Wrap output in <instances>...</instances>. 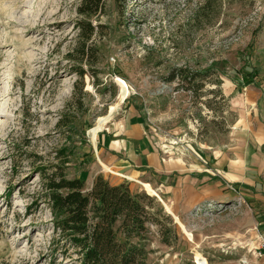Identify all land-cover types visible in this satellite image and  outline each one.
Returning <instances> with one entry per match:
<instances>
[{
    "label": "rangeland",
    "instance_id": "374dc122",
    "mask_svg": "<svg viewBox=\"0 0 264 264\" xmlns=\"http://www.w3.org/2000/svg\"><path fill=\"white\" fill-rule=\"evenodd\" d=\"M202 1L105 0L81 80L80 0H0V264H80L54 233L48 166L85 192L101 176L155 198L173 223L135 241L148 264H264V0H213L207 16ZM178 68L204 75L178 87Z\"/></svg>",
    "mask_w": 264,
    "mask_h": 264
},
{
    "label": "trees",
    "instance_id": "16d2710c",
    "mask_svg": "<svg viewBox=\"0 0 264 264\" xmlns=\"http://www.w3.org/2000/svg\"><path fill=\"white\" fill-rule=\"evenodd\" d=\"M104 10L105 0H80L77 7L78 40L69 57L78 64L74 71L81 80L89 74L81 65L95 64L90 41L98 30L92 19ZM199 13H213V0H203ZM197 73L178 68L167 82L178 79V87H184L204 75ZM221 83L219 80L217 85ZM36 173L43 180L54 233L78 254L80 264H148L146 250L135 241L141 240L150 226L158 227L164 236L173 223L155 198L146 193L134 194L126 184L111 185L99 176L85 192L84 179H69L57 166L42 167Z\"/></svg>",
    "mask_w": 264,
    "mask_h": 264
},
{
    "label": "bare ground",
    "instance_id": "6f19581e",
    "mask_svg": "<svg viewBox=\"0 0 264 264\" xmlns=\"http://www.w3.org/2000/svg\"><path fill=\"white\" fill-rule=\"evenodd\" d=\"M21 5H22V2H17L15 6L18 7V8H20ZM11 19H12V18H11ZM11 24H16V23H11ZM114 111H115V108L113 107V108L111 109L110 117H109L108 119H102V120L100 121V123L98 124V126H96L95 128H93V129L91 130L90 135H91V137H92V139H93L94 142H95V140H96V137H97L98 133L101 132V131L105 128L106 123H107L108 120L111 118L112 113H113ZM106 169L109 170L111 173H114V174L120 175L119 173L113 171L112 169H110V168L107 167V166H106ZM142 186H143V187L145 188V190H146L147 192H149L150 194L156 195V191H155V189L151 186L150 183H146V182H144V183H142ZM167 210H169V212L171 213L170 208H169L168 206H167ZM172 214H173V213H172ZM174 217H175V216H174ZM176 219H177V218H176ZM178 220H179V219H178ZM178 220H177V222H178ZM180 225H181V227L185 230V232L187 233L188 237H189L190 239H192L191 235L187 232L186 228H185L181 223H180ZM195 260H196L197 264H208L207 259H206L205 257H203V256H202L201 254H199V253L196 254V256H195Z\"/></svg>",
    "mask_w": 264,
    "mask_h": 264
},
{
    "label": "crops",
    "instance_id": "0c3cea01",
    "mask_svg": "<svg viewBox=\"0 0 264 264\" xmlns=\"http://www.w3.org/2000/svg\"><path fill=\"white\" fill-rule=\"evenodd\" d=\"M133 134H134V138H138L139 137L141 138V133H142V130H141V125L140 124H134V126H132L131 128ZM139 136V137H138ZM124 147H126V144H124ZM149 153H147V157L149 158ZM206 194H202V195H198L196 196V200H199V199H204V196ZM253 203H255V205L259 206L261 208V210L257 209L256 210V213L258 214V217H259V225H260V228L262 229L263 233H264V209H263V203L261 200H252ZM252 203V204H253Z\"/></svg>",
    "mask_w": 264,
    "mask_h": 264
},
{
    "label": "built area",
    "instance_id": "2783aa9c",
    "mask_svg": "<svg viewBox=\"0 0 264 264\" xmlns=\"http://www.w3.org/2000/svg\"><path fill=\"white\" fill-rule=\"evenodd\" d=\"M262 249H263V251H264V241H263ZM261 256H262V254H261Z\"/></svg>",
    "mask_w": 264,
    "mask_h": 264
}]
</instances>
